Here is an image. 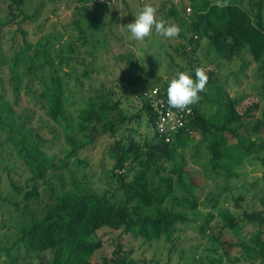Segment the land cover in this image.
I'll return each mask as SVG.
<instances>
[{
	"label": "rangeland",
	"instance_id": "374dc122",
	"mask_svg": "<svg viewBox=\"0 0 264 264\" xmlns=\"http://www.w3.org/2000/svg\"><path fill=\"white\" fill-rule=\"evenodd\" d=\"M247 2L243 0L244 8ZM146 4L156 8L158 20L177 24L181 28L180 35L168 39L153 29L152 35L144 41L133 40L124 27L134 22ZM103 5L94 11L89 6L85 9L76 0H27L17 9L10 7L6 0H0V92L5 94L4 100H10L13 110L10 114H0V264H37L32 253L19 243L18 225L41 216L55 194L84 189L111 201L121 199L114 176L118 171L114 169L111 151L118 137H99L76 156L67 158L70 146L65 134L49 117L41 96L40 80L46 81L49 73L55 71L67 86L70 99L65 108L73 125L77 109L85 106L90 97L101 95L100 85L104 83L105 88L113 92L114 100L119 101L127 119H131L122 126L124 133L132 132L140 144L151 141L153 132L146 123L145 113L141 112L139 119L135 117L140 108L138 90H149L158 86L157 83L168 85L183 69L188 74L197 67L213 71V80L222 85L230 97L239 100L240 110L249 103L259 102L260 109L254 111V115L257 120H264V63L251 61L244 50L238 59L225 62L204 38L192 51L188 39L194 36L187 30L190 11H187L186 0H117L112 6ZM171 9L177 11V16L169 15ZM77 21L84 29L83 35L78 32ZM24 38L30 44L28 50H25ZM42 40L47 41L51 65L22 75L28 65L26 58L33 57ZM20 52H24L23 63L16 71L22 75V85L17 98L13 99L8 85L9 60ZM37 62L36 59V68ZM240 133L245 134L243 130ZM191 135L193 140L184 150L156 163L159 174L155 175L156 180L175 178L174 170L180 165L187 173L186 182L191 179L197 183L194 197L199 207L189 212L190 222L150 243L103 229L98 233L103 246L93 257V264L110 257L119 242L123 251H130L126 257L133 264H261L260 261L232 262L230 259L237 254L233 252L231 258L224 256L215 237H219L222 223L218 215L220 209L227 208L238 218L244 211L264 214V169L258 162L248 161L237 170L236 178L225 179L214 174L200 133ZM10 137L30 139L42 152L43 178L30 181L34 163L17 154ZM253 137L264 141V126ZM139 170L137 163L129 162L122 173L130 179ZM34 184L38 199L24 201V193ZM175 195L179 196L180 192L176 191ZM239 197L240 208L234 200ZM241 226L240 240H247L256 230H260L264 238V224L257 227L242 221ZM222 236L233 237L231 232Z\"/></svg>",
	"mask_w": 264,
	"mask_h": 264
},
{
	"label": "trees",
	"instance_id": "16d2710c",
	"mask_svg": "<svg viewBox=\"0 0 264 264\" xmlns=\"http://www.w3.org/2000/svg\"><path fill=\"white\" fill-rule=\"evenodd\" d=\"M6 1L10 7L21 9L27 0ZM76 2L82 4L85 9L89 6L94 11L104 6L98 0ZM186 2L187 11H190L187 30L194 36L188 39L192 51L196 50L204 38L208 46L215 50L218 58L225 62L238 59L244 50L248 52L251 61L264 63L263 0H248L246 8L243 7V0H226V7H217L216 0ZM182 11L186 14L185 7H182ZM168 12L169 15L177 16L175 9ZM75 23L79 34L83 35L84 29L78 21ZM24 44L25 50H28L30 44L26 38ZM47 46V41L38 43L33 57L26 58L28 65L22 75L51 65ZM23 56L24 52H20L9 60L11 75L8 85L13 91V99L17 98L21 90L22 75H18L16 70L23 63ZM36 59L39 64L37 68L34 63ZM204 70L208 76L206 88L199 93V102L190 105L192 114L187 121V127L174 136L170 143L158 135L155 128L156 113L144 98V94L153 88L158 89L159 97L166 98L169 84L157 83L158 86L149 90H138L140 108L139 115L135 117L139 119L141 112L145 113L146 123L153 132L151 141L140 144L132 132L128 135L124 133L123 127L131 119H127L119 107V101L114 100L113 92L105 88L104 83L100 85V89H103L101 95L90 97L85 106L77 109L76 124L73 125L65 108L70 99L67 86L55 71L49 73L46 81L40 80L41 96L48 115L61 126L66 143L70 146L67 158L76 156L80 150L94 143L99 137H118L111 151L114 169L118 171L114 176L121 199L118 202L111 201L104 195L84 189H81V192L55 194L41 216L26 219L18 225L19 243L32 253L37 264H93V257L103 246V241L98 236L99 231L103 229L150 243L160 237L169 236L177 226L189 223V212L199 207L198 200L194 197L197 183L191 179L189 183L186 182L187 173L180 165H176L174 170L175 178L164 177L156 180L155 176L159 174L156 163L161 158H173L178 151L184 150L192 142V135H183L187 129L200 133L201 143L208 151L209 165L214 174L225 179L236 178L237 170L248 161L258 162L264 169V141L255 140L253 137L258 135L260 128L264 126V120H257L254 115V111L260 109L259 102L249 103L240 110L239 100L230 97L223 86L213 80V71ZM189 75L195 80V70L190 71ZM17 80L19 84L15 83ZM4 96L5 94L0 92V114H10L13 111L11 103L10 100H4ZM242 130L245 134L240 133ZM10 140L19 156L34 163V175L30 181L43 178L45 167L42 152L30 139L10 137ZM129 162L140 166V170L130 179L122 173L126 171ZM176 191L180 192L179 196L175 195ZM38 197L34 184L31 190L24 193L23 200L28 202ZM210 200L215 201L213 198ZM234 200L240 208L241 198ZM212 205L215 206V203ZM218 215L222 223L219 237L216 236L215 240L221 246L223 255L231 258L235 252L237 255L230 259L234 263L243 260L260 261L264 264L263 233L256 230L247 240L239 239L242 232L241 222L260 227L264 224L263 212L244 211L242 217L238 218L232 211L223 208L219 210ZM225 232H231L233 237L223 238ZM53 251H56L55 256H52ZM130 254V251H123L119 242L112 255L102 258L97 264H133V261H128L126 257Z\"/></svg>",
	"mask_w": 264,
	"mask_h": 264
},
{
	"label": "clouds",
	"instance_id": "9594fccd",
	"mask_svg": "<svg viewBox=\"0 0 264 264\" xmlns=\"http://www.w3.org/2000/svg\"><path fill=\"white\" fill-rule=\"evenodd\" d=\"M217 7H226V0H216ZM156 8L150 4L144 5L134 22L126 27L131 34V38L137 42H142L153 33L161 35L168 39L177 38L181 33V28L177 24L167 23L158 20ZM195 80L187 72H178L170 81L167 87V103L171 108L185 110L190 105L199 102V93L203 92L208 83V76L201 67L195 69Z\"/></svg>",
	"mask_w": 264,
	"mask_h": 264
},
{
	"label": "built area",
	"instance_id": "2783aa9c",
	"mask_svg": "<svg viewBox=\"0 0 264 264\" xmlns=\"http://www.w3.org/2000/svg\"><path fill=\"white\" fill-rule=\"evenodd\" d=\"M102 4L112 5L117 0H98ZM144 98L148 100L150 106L154 109L156 119L155 128L160 137L164 138V141L170 143L173 141V137L180 133L181 130L187 127V121L192 114L190 106L185 110H177L171 108L167 103V97L162 98L158 96V89H152L144 94ZM192 130H185L183 135L192 134Z\"/></svg>",
	"mask_w": 264,
	"mask_h": 264
}]
</instances>
